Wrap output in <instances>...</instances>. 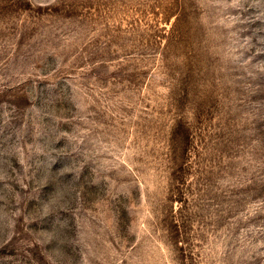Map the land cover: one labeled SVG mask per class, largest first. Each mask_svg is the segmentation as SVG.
<instances>
[{
	"label": "rangeland",
	"instance_id": "374dc122",
	"mask_svg": "<svg viewBox=\"0 0 264 264\" xmlns=\"http://www.w3.org/2000/svg\"><path fill=\"white\" fill-rule=\"evenodd\" d=\"M0 264H264V0H0Z\"/></svg>",
	"mask_w": 264,
	"mask_h": 264
}]
</instances>
